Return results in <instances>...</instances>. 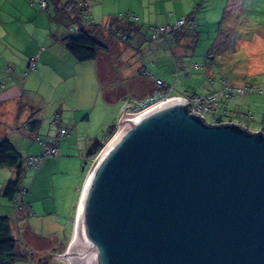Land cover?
<instances>
[{"label":"water","instance_id":"95a60500","mask_svg":"<svg viewBox=\"0 0 264 264\" xmlns=\"http://www.w3.org/2000/svg\"><path fill=\"white\" fill-rule=\"evenodd\" d=\"M169 97L126 112L82 186L68 264H264V130Z\"/></svg>","mask_w":264,"mask_h":264},{"label":"rangeland","instance_id":"374dc122","mask_svg":"<svg viewBox=\"0 0 264 264\" xmlns=\"http://www.w3.org/2000/svg\"><path fill=\"white\" fill-rule=\"evenodd\" d=\"M31 1L0 0V10L6 15L2 14L0 25H6V18L10 17L11 13L13 16L19 15L21 25L27 29L37 25L35 34L29 35L34 38L37 46L43 44L46 37L54 40L50 35L51 32L58 35L62 32L68 33L67 22L64 25L60 15L54 11L53 0H47L48 8H40L37 2L32 4ZM85 1L90 5L91 0ZM103 1L104 3H100L103 11H112L115 16L141 11L151 23L156 22L155 15L162 11L169 10L173 14L175 10L179 16L193 13L198 26L193 34H189V38L184 37V40H181L180 46L174 47L176 44L173 42L171 46L166 47L164 43L160 46L159 40L147 39L148 46L143 50L142 57H139V52L137 61L142 59L144 65L149 61L148 67L174 87L172 93L183 90L197 94L209 92L213 86L220 85L218 81L222 78L221 74L228 76L232 83L258 88L261 92L248 91L230 98H224L220 94L216 110L218 113L228 110L224 115L226 118H233V121L239 122L249 130L254 128L264 130V0ZM240 4H243L241 9ZM27 12L30 14L26 15ZM34 18L35 21L32 23ZM147 19L144 23L140 22L141 25L151 24L147 23ZM110 38L113 40L110 51L103 52L97 58L95 62L97 66L92 64L93 61H85L88 62L85 66L78 67L74 64L76 60L62 62L60 60L58 64L42 62V70H38L41 63L37 61L36 69L25 65L23 67L25 70L19 73L22 78L28 77L26 86L21 85L20 91L28 107L26 111L28 114L32 112V118L38 120L37 128L33 131L34 137L39 136L44 140L49 137L55 138L61 125L68 130V134L60 137L58 141L71 139L68 138L70 135L73 139L70 141L71 144L60 141L58 155L46 156L35 170L26 167L19 179V184L28 187L29 192L23 196L24 208L18 212V217L27 211L28 199L31 195L38 198L35 201L38 214L44 212V205L48 203H56L63 208L58 214L60 221H65V225L57 222L43 225L40 219L37 221V226L43 230L34 242L44 239L48 244L45 246L44 252L47 255L43 257L42 264H68L65 259L56 260L51 255L63 245L50 240L48 236L63 233L68 221L62 214L73 213L76 188L82 179L81 165L84 166V163L78 164L79 156L86 155L91 147L99 146V142H104L116 127L118 116L123 109L130 106L136 97L141 98V95H144V93L140 94L141 89L138 88L139 78L136 79V75L131 77L132 73L127 69L130 65L126 61L128 59L126 55H123L125 42H120L113 35H110ZM52 58L55 59L54 55L50 54L48 59ZM73 72L79 75H75V79L69 81L68 87L66 82L60 86L59 83L65 75ZM76 78L78 80L74 83ZM211 78L215 80L214 85L209 82ZM4 81L1 80L0 83ZM110 92L116 99L112 100L108 97ZM224 101L232 105L227 106ZM241 113H249L253 119L244 120L240 117ZM24 114L25 112L21 115V119ZM206 119L213 122V118L209 115ZM14 122L15 117L9 125L14 126ZM33 139L27 137L25 141H29L36 152L37 149L39 152L40 146ZM19 151L23 156L26 155V149ZM38 170L40 174L35 179ZM8 171H11L9 166L0 167V186L7 180ZM1 199L4 198L0 195V203ZM30 214L32 215V212ZM32 219H34L33 215ZM32 221L36 222L35 219ZM24 244L26 248H30L31 244V249L35 250L33 243L24 242Z\"/></svg>","mask_w":264,"mask_h":264},{"label":"crops","instance_id":"0c3cea01","mask_svg":"<svg viewBox=\"0 0 264 264\" xmlns=\"http://www.w3.org/2000/svg\"><path fill=\"white\" fill-rule=\"evenodd\" d=\"M83 1H85V0H83ZM87 2H86V4H87ZM100 3H104V1L103 0L102 1L91 0L90 5L87 4L88 13L90 14L94 23H102L105 20L111 19V17L115 16V15H113L112 11H103ZM242 5L243 4H240V9H241ZM131 13H132V15H135L137 17V19L135 21H133L132 19H128V18L124 17V15H117L116 17H118L120 19V22L130 23L135 28L139 29L138 32H135L134 34H132V38H131V41L129 43H124V45L126 47L123 49V52H124L123 55H126V57L128 58L126 61L128 62V64L130 66H128L127 69H130V71L132 73L131 77L136 75L137 78L136 77H134V78H136V79L139 78V80H140V83H139L140 86H138V88H139V90L141 89L140 94L144 93V95H141V98H142V97L149 95L150 93H152L155 90L153 77L156 76V77L162 78L160 75L155 74V70H152L148 67L149 61L145 62L146 63L145 65H144V61L142 59L137 61V59H139L138 58L139 52H140L139 57H142L143 50L146 49L148 46L146 43L147 42L146 40L150 39V37H149V28L147 26L148 25L152 26V25L172 24V23H175L176 20L179 19L181 16H185V15L182 14L179 16L175 10H173V14L169 10H167L166 12L162 11V12H159L158 14L155 15L156 16V22L151 23L150 19H147L145 17L144 12H141V11L138 12L137 11V12H131ZM131 13H126V14L130 15ZM2 14H4V12L2 10H0V19L2 17ZM29 14L30 13L27 12L26 15H29ZM10 15H11L10 17L6 18L7 19L5 22L6 25H2V24L0 25V76H1L0 78L5 77V79H0V81L5 80L4 82L0 83V140L2 138H6L10 141L11 144L16 146L19 150L20 149H26L27 152H26L25 157L28 155H39L41 153V148L39 151L40 153L38 152V149L36 152V149H34L32 147V145L30 143H28L29 141L28 142L25 141V139H27V137L34 138V133L29 128V124L27 122L30 118H32V116H31L32 112L31 113L29 112V114H28V112L26 111V109H28V107L26 106V104H25L26 102L23 100V95H22V92L20 91L21 85L22 86L24 85V87L26 86L28 77L22 78L19 75V73H20V71L21 72L23 71V69H24L23 67L25 65L26 66L28 65L29 58L33 54H35L36 52H39L38 61L41 63V67H39L38 70H40V69L42 70V64L45 62H50L51 64L55 62L56 64H58L60 60L62 62V61H66V60L70 61V60H76V59L69 52V50L66 48V46L64 44L63 38L66 36L67 32L66 33L62 32L60 35H58L56 33L54 34V32H51L50 35L52 36V38L54 40H51V38L46 37L47 42L46 41L42 42L43 44L37 46L36 42L33 40L34 38L29 36V35L35 34V32L37 30V25H33L32 28L27 29L26 27L21 25L19 15L13 16L12 13ZM35 18H37V17H35ZM35 18L32 21V23H34ZM60 19H61V21L64 22V25H65V23L67 21L63 20L62 18H60ZM146 19L149 21V22L147 21V23H151V24L146 25V23H145L144 25H141V23L142 22L144 23L145 22L144 20H146ZM1 23H4V22H1ZM97 34L100 37V39L102 38V40L107 41V47L105 45L104 46L101 45V47H100L101 49H99L97 51V56L95 57V59L88 60V61H93L92 64H95V66H97V63H95L97 58L103 52L110 51V44L113 41L110 38V34L107 33L106 31L101 30V31H98ZM21 35H22V38H20ZM157 40L160 41V43H159L160 46H162V43H164L166 45V47L168 45L171 46V42H173L176 44L174 47H176V46H180L181 40H184V38L177 39L172 34H164ZM242 45H243V43L240 44V46H242ZM126 48H128V49H126ZM164 49H166V48H164ZM134 50H136V51H134ZM120 51H122V50H120ZM49 53L51 54V56L54 55L55 59H53V58L48 59V57L50 56ZM58 57H61V58L58 59ZM86 63H88V62L83 63V62H79V61L77 62V60H76L74 64H75V66L79 67V66H85ZM229 65L231 66L232 64L230 63ZM36 68H37V65H36ZM144 68H147L152 73L154 71V74L144 75L142 73ZM26 75H24V76H26ZM75 75L78 76L79 74L78 73L75 74V72L70 73V74L69 73L66 74L65 77L60 81L59 85L62 86L63 83L66 82V86L68 87L69 81L75 79ZM220 76L222 78H226L227 80H229L232 83V81L228 78V76H223L222 74ZM77 80H78V78H76V80H74V83H76ZM152 84H153V86H152ZM232 84L234 86H241L239 84H236L235 82H233ZM219 87H220V85H219ZM245 87H252V86H245ZM21 96H22V98H21ZM237 96H239V95H237ZM108 97L111 98L112 100L116 99L115 96H112V92H110L108 94ZM138 98H140V97H136L135 99H138ZM223 100H225V99H223ZM224 102L226 103L227 106L232 105V104H228L227 101H224ZM130 103H131V101L128 103V105ZM128 105H126V106H128ZM232 110H234V109H232ZM223 111H225V110H223ZM24 112H25V114H24L23 118L21 119V115ZM225 112L227 114L228 110ZM221 113H223V112H221ZM120 115L118 116L117 120H119ZM14 117H15L14 126H10L9 124H11L14 121ZM221 119H222V121H233L232 120L233 118H226L225 116H221ZM225 119H229V120H225ZM117 128H118V122H117V125L114 128L113 132L107 137V139L104 142H102V143L99 142V144H100L99 146H95L93 148L91 147L86 155L79 156V158H78V164L84 163V166L81 165L82 167H81V171H80V174L82 175V179H81V183L76 188L77 194L74 198V203L72 206L73 207V213L71 215L62 214L63 216H66V220L68 221V225L65 229L66 232L63 231V233H61V234L57 233V234H53L51 236H48L50 238V240H52L54 242H58V243L63 245L59 250L55 251L56 253L51 254V255H53V257H55L56 260H63V259H58L57 255L60 252H65V250L67 249V247L69 245L71 235H72V231H73L77 202H78V198H79L85 177H86L95 157L101 151L103 146L108 142V140L111 138V136L113 135V133L115 132V130ZM253 130H258V128H254ZM9 131H11V132H9ZM62 137L63 136H61V138ZM74 137H76V136H74ZM68 138H71V139H66L64 141L61 139L60 140L61 143L63 141V143L66 142L68 144H71L70 141H73L72 136L70 135ZM60 141L57 142V147L59 149V152H60V143H59ZM74 142H75V140H74ZM75 143H77V141ZM26 144H27V146L25 147ZM32 151H35V152H32ZM9 168H11V171H8V173H7L8 178L0 186V195L4 198L3 200L1 199V203H0V215H6L9 217L10 225L12 228V233L18 242V249L22 253H24V255H25V257L17 259L16 260L17 262L16 263L14 262L13 264H42L41 262L43 260V257L45 255H47L44 252L45 246H47L48 244H47V241L44 239H40V242H34L35 238H38L37 235L41 234V232L43 230V228H39L37 226V221H38V219H40L41 223L43 225L46 223H50V222H52V223L57 222L59 224L65 225V221L64 222L60 221V219H61L60 214H58V213H61L63 208L59 204L48 203V204L44 205V212H42L41 214H38V211L35 209V203H36L35 201L38 198H34V196L31 195V197H29V199H28L29 207L27 208V211L18 217V213L16 214V211H14L15 209L13 207L12 201L9 200L8 198H6L2 194V187L4 186V184L8 180L13 179L15 177L14 176L16 173L15 168H13V167H9ZM39 174H40V170H38V172L36 173L35 179L39 176ZM22 187H24V185H22ZM24 188H27V190H28L27 193H28L29 188L28 187H24ZM61 199H63V197ZM30 211L32 212L33 218L35 219L36 222L32 221L34 219H32V215L30 214L31 213ZM14 215H15V217H13ZM48 215H49V217H48ZM24 242L33 243V245H35V250L31 249V244H30V248H26L24 246L25 245ZM46 249H47V247H46ZM44 262H47V261L44 260ZM65 262H68V261L65 260ZM43 264H45V263H43Z\"/></svg>","mask_w":264,"mask_h":264},{"label":"built area","instance_id":"2783aa9c","mask_svg":"<svg viewBox=\"0 0 264 264\" xmlns=\"http://www.w3.org/2000/svg\"><path fill=\"white\" fill-rule=\"evenodd\" d=\"M37 2L40 8H48L49 2L47 0H32L31 3ZM67 10H80L77 21H70L67 23L68 33L77 34L83 28H90L99 24V27L103 28L107 32L111 33L120 41L129 40L128 34L126 32L120 31L110 22L111 20H107L105 24L102 23H94L90 14L88 13V7L85 1L83 0H75L70 2L67 5ZM124 17L128 19H132L135 21L137 17L132 14H126ZM197 26L194 17L188 18L186 16H181L176 20L173 24H163V25H152L149 27V37L151 40H157L162 35L172 33L174 31L181 30L183 28L193 29ZM39 59V52H36L29 58V68L36 69V63ZM198 66V65H197ZM142 73L144 75H152V73L144 68ZM155 90L149 95L136 99L130 106L124 108L120 117L126 112L127 114H136L147 107L157 103L158 101H165L169 97H182L187 99L188 106L191 112H198V114L202 115L204 119L207 121V116H211L214 122L216 117H221L226 115V112L218 113L216 107L219 103L218 96L221 94L224 98H230L232 96L243 95L248 91H256L261 92L258 88L254 87H245V86H234L229 80L226 78H221L218 82H220V87L213 86V88L206 93L197 94L188 92L186 90L179 91L178 93H172L174 87L167 82H165L160 77H153ZM210 84L214 85L215 80L209 79ZM119 117V119H120ZM240 117L244 120H252L253 116L249 113H241ZM119 121V120H118ZM264 121V120H263ZM209 122V121H208ZM212 122V123H213ZM68 134L67 129L64 127H59L58 135L54 137H49L47 139H42L39 136L34 137V141L40 146L41 153L39 155H28L26 158L25 166L30 169H37L40 165L41 161L46 156H56L59 153V149L57 147V142L61 136ZM27 188L22 187L15 198L13 199V206L16 210V214L24 208L23 206V196L27 193ZM15 214V215H16ZM15 215L13 217H15ZM64 252H60L58 254H62ZM58 259H67L65 256H59Z\"/></svg>","mask_w":264,"mask_h":264},{"label":"trees","instance_id":"16d2710c","mask_svg":"<svg viewBox=\"0 0 264 264\" xmlns=\"http://www.w3.org/2000/svg\"><path fill=\"white\" fill-rule=\"evenodd\" d=\"M72 1L75 0H53L55 8L54 11L60 15V18L66 20L67 23L70 21H77L80 12V10H67V5ZM185 16L188 18L195 17L193 13H189ZM110 23L120 31L128 34L127 38L129 40H125V43H129L131 41L132 34L139 31L138 28H135L130 23L120 22V19L116 16L111 17ZM196 28L197 26L193 29L183 28L168 34L174 35L177 39H182L184 37L189 38V34H193L196 31ZM101 30L104 31L99 27V24H96L93 27L81 29V31L77 34L67 33L63 38L64 44L69 52L79 62L95 59L97 51L101 49V45H105L107 47V41L102 40V38L100 39L97 34L98 31ZM109 34L112 35L111 33ZM196 38H198V35ZM27 122L29 124V128L32 131H35L38 125V120L30 118ZM220 122H222L221 117H216L213 123ZM59 127L63 126L60 125ZM26 158L27 156H23L19 149L11 144L8 139L2 138L0 140V166H9L15 168L16 170L15 177L8 180L2 187V194L12 202L17 192L22 188V186L19 185V179L23 170L26 168ZM22 257H25V255L18 249V242L12 233L9 217L6 215H0V264H13L17 259Z\"/></svg>","mask_w":264,"mask_h":264}]
</instances>
